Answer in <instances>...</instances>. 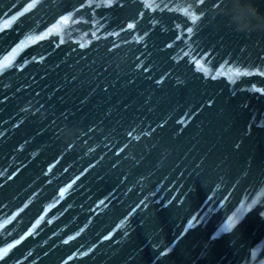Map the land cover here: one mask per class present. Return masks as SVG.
Returning a JSON list of instances; mask_svg holds the SVG:
<instances>
[{"label":"water","instance_id":"95a60500","mask_svg":"<svg viewBox=\"0 0 264 264\" xmlns=\"http://www.w3.org/2000/svg\"><path fill=\"white\" fill-rule=\"evenodd\" d=\"M202 55L219 264H264V0H205Z\"/></svg>","mask_w":264,"mask_h":264},{"label":"snow or ice","instance_id":"6c2138e0","mask_svg":"<svg viewBox=\"0 0 264 264\" xmlns=\"http://www.w3.org/2000/svg\"><path fill=\"white\" fill-rule=\"evenodd\" d=\"M142 3H144V0H141ZM152 2H154V0H152ZM231 2V0H229V3ZM42 3V0H29V2L26 4V6L24 7V11L20 13L21 16H24L26 13L31 12L32 10L38 8L40 6V4ZM205 3V0H198V5L197 7H199V5H203ZM229 3H225V0H221V4H224V7L227 8L229 6ZM94 6L97 7H112V0H87V3H80L79 7H74V12H80L82 9L84 8H93ZM150 3H145V7H149ZM215 7H219V5H214ZM74 19V15L73 12H69L67 15L61 14L59 19L56 20L55 24L52 25L51 28L47 29V31H45L44 33H42L40 36L36 37V40H43L46 37L52 35L54 32L56 34H59V31L63 28L66 27L69 22L71 20ZM195 22V21H193ZM6 22V26H7ZM129 28L132 27V25L128 26ZM5 29H0V31H4ZM189 31L191 32L192 29L189 28ZM15 53V49L13 50V54ZM10 60V57H5V64L0 65V68H4L8 66V61ZM64 189L61 190L60 194L63 195L64 194ZM248 211H255L256 214L260 217V218H264V205H255L252 208H249ZM232 218L229 217V221H231ZM235 227L234 224L230 223L228 225L229 230ZM8 249H4L2 252H0V260L5 259V253H7Z\"/></svg>","mask_w":264,"mask_h":264}]
</instances>
